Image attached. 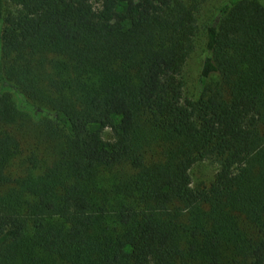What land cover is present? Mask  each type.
<instances>
[{
  "label": "trees",
  "instance_id": "1",
  "mask_svg": "<svg viewBox=\"0 0 264 264\" xmlns=\"http://www.w3.org/2000/svg\"><path fill=\"white\" fill-rule=\"evenodd\" d=\"M204 2L0 0V264H264V0L216 8L191 95Z\"/></svg>",
  "mask_w": 264,
  "mask_h": 264
},
{
  "label": "rangeland",
  "instance_id": "2",
  "mask_svg": "<svg viewBox=\"0 0 264 264\" xmlns=\"http://www.w3.org/2000/svg\"><path fill=\"white\" fill-rule=\"evenodd\" d=\"M225 0H205L199 13H198V28L199 33L195 40V48L189 55L186 64L183 68L182 79L185 84L186 94H194L196 80L199 74L204 47V27L208 23V20L214 14L216 8ZM95 6H98L97 0H93ZM29 144L26 146L25 154L29 155L30 151L36 148V153H41L40 144L34 139V133L30 132ZM107 137V136H105ZM218 170V164L211 160H205L203 162L195 164L191 171V186L196 188L200 185H208L214 178Z\"/></svg>",
  "mask_w": 264,
  "mask_h": 264
}]
</instances>
